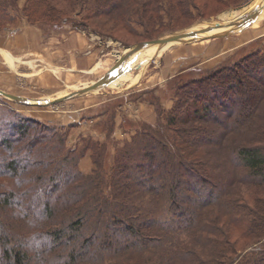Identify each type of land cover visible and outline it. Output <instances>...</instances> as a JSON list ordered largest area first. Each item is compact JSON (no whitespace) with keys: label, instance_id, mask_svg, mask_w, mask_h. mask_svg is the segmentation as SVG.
<instances>
[{"label":"trees","instance_id":"obj_1","mask_svg":"<svg viewBox=\"0 0 264 264\" xmlns=\"http://www.w3.org/2000/svg\"><path fill=\"white\" fill-rule=\"evenodd\" d=\"M198 2L0 0V32L19 17L87 29L102 16L150 40L161 9L182 21L208 17ZM172 80L173 106L153 100L157 122L118 146L115 104L100 106L103 138L72 147L68 129L0 98V264H264V36L231 62ZM214 150L227 158L225 175L205 158ZM87 152L88 173L78 166ZM235 187L244 191L234 197Z\"/></svg>","mask_w":264,"mask_h":264},{"label":"rangeland","instance_id":"obj_2","mask_svg":"<svg viewBox=\"0 0 264 264\" xmlns=\"http://www.w3.org/2000/svg\"><path fill=\"white\" fill-rule=\"evenodd\" d=\"M24 2L25 0H18V5L21 7ZM198 3L206 14H210L208 17L182 21L175 14V18H169L166 9H161L163 21L159 26L160 35L158 37L195 24L208 22V20L229 24L230 21L253 7L259 8L260 12L248 26L238 32L223 36L228 38L221 37L218 40L207 38L174 45L166 44L161 47V50L154 51L150 48L149 56L144 55L146 50L141 51L130 61L121 65L122 72L115 80L98 91L49 105L17 103L2 95L0 98L8 106L26 115L38 120H53L62 128L68 129L67 144L72 147L76 144L81 145V138L88 135L101 140L104 126L102 121L105 122L103 110L105 109H101L100 106L105 108L109 103L115 104V125L111 140L116 142L115 146L122 145L126 140H130L134 131L141 127L142 123L154 125L157 122L153 100L160 102L166 110L173 106V78L184 74L189 77L196 71L202 72L221 62H231L238 54H241L244 45L264 36V0H241L238 4L223 8L215 0H199ZM58 6L63 7L60 3ZM239 6L242 8L235 9ZM81 16V14H76L74 17L79 20ZM90 24L87 29L78 28L71 22L57 25L30 24L25 18L19 17L15 23L7 25L0 32L2 41L14 46L12 48L14 53L20 54L23 48L25 51L29 50V53L25 52L16 57L0 48L2 54H0V89L34 99L63 95L96 80L95 78L101 76L115 63L118 53L121 55L129 50L124 47L139 42V37L129 34L115 17H96ZM131 25L136 31L142 32V26L138 23L132 21ZM169 26L175 29L167 30ZM179 26L181 27L177 28ZM92 27L101 32H94ZM70 29L83 31L89 37L90 46L84 50L69 51L66 49L63 45ZM254 33H259V35L250 38ZM28 35L36 39L35 47L29 46L30 42L24 43V39L29 41ZM14 40L19 42V45H13ZM123 40L129 43L125 44ZM225 42L232 45L237 44L228 46L227 50L222 51ZM22 44L24 46L20 47ZM56 45L62 46L60 50H57ZM89 51L94 54L98 64L94 69L89 68L88 70L85 69L87 68L86 63L79 65V61L84 62L88 58ZM70 58L78 63L72 71L66 68L69 66ZM54 65L62 66L61 72H56ZM205 158L212 164V172L218 173L219 176L225 175L226 156L214 150L207 153ZM78 166L82 172L88 173L92 170L94 163L90 152L80 158ZM239 190L235 187L233 190L235 194L233 193L232 196L235 197L244 191L239 192ZM213 209L215 208L211 210ZM238 231L237 227L232 226L230 236L237 240L238 245H242L248 240L240 237Z\"/></svg>","mask_w":264,"mask_h":264},{"label":"water","instance_id":"obj_3","mask_svg":"<svg viewBox=\"0 0 264 264\" xmlns=\"http://www.w3.org/2000/svg\"><path fill=\"white\" fill-rule=\"evenodd\" d=\"M240 7L241 6L236 7L235 9L240 8ZM259 12H260V9L257 7H253L249 9V11L241 14L239 17H237L233 21H230L229 28L225 29L224 31H220L218 33L204 35L202 37L197 36L199 33L208 32L212 30L213 28L218 27V25L216 26L215 23H212V22L209 23L210 20H208L209 22L206 27H203L197 30L190 31L188 30L189 28L188 27L185 29L173 31L169 34H165L163 36H160L154 39L142 40L130 46L124 47V49H129V50L121 55H119L120 53H118V57L115 60V63L108 70H106L100 77H98L96 80L92 81L90 84L84 87H81L77 90L65 93L60 96H56L52 98H44V99L42 98L34 99V98L22 96V95L9 93L3 89H0V95L10 100H13L14 102H17V103L30 104V105H45V104L49 105V104H54L57 102L70 99V98H74V97H77L83 94L98 91L108 86L113 80H115L120 75V73L122 72L121 65L135 51H138L151 44H156L161 48L168 43H173L174 45L177 43H187V42H192L198 39L216 38V37H221V36H224L230 33H234L248 26L249 24H251L253 20L255 19V17L259 14ZM116 69L118 70L116 71Z\"/></svg>","mask_w":264,"mask_h":264},{"label":"crops","instance_id":"obj_4","mask_svg":"<svg viewBox=\"0 0 264 264\" xmlns=\"http://www.w3.org/2000/svg\"><path fill=\"white\" fill-rule=\"evenodd\" d=\"M261 18V17H260ZM68 26V25H67ZM66 26V27H67ZM69 27V26H68ZM238 32V31H237ZM68 35H67V37H66V39H65V44L63 45L66 49H69V51H72V50H78V49H81V50H84V49H87L89 46H90V41H89V37L83 32V31H81V30H74V29H70V32L69 33H67ZM236 34V33H235ZM257 35H259V33H254V35L253 36H251L250 38H252V37H255V36H257ZM222 38H228V37H223V36H221ZM221 37H216V38H212L211 40H218V38H221ZM234 38V37H233ZM24 39V38H23ZM27 39H29V41H27L26 39H24V43H28V42H30V44H29V46H32V47H35V42H36V39L35 38H33V36H30V35H28V38ZM57 40H58V38H57ZM59 41V40H58ZM10 42V41H9ZM23 43V44H24ZM12 44L14 45H16V44H18L19 45V42H17L16 40H14L13 42H12ZM21 44V43H20ZM20 45V47H23L24 45ZM237 43H235V44H230V43H227V42H225V44L223 45V47H222V51L223 50H227L228 49V46H235ZM14 46H10L9 44H8V42L6 43H4L3 41H2V38H1V35H0V48H2V49H5V50H7V51H9L12 55H14V56H16V57H19L20 55H23L25 52H28L29 53V50L28 51H25L24 50V48H23V50H22V52L20 53V54H17L16 52L14 53L13 51H12V48H13ZM60 47H62V46H57L56 45V48H57V50H60ZM229 47V48H230ZM58 53V52H57ZM1 54V53H0ZM2 55V54H1ZM59 55L57 54V57H58ZM87 56H88V58H86L85 60H84V62H82V61H79L80 63H79V65H83V63H86V65H85V67H87V68H85V69H88L89 70V68L90 69H94V67L98 64V62L95 60V56H94V54L91 52V51H89V53L87 54ZM11 60H12V58H11ZM32 61V60H31ZM76 65L78 66V63H77V61H75V60H73L72 58H70L69 59V66H67L66 68H67V70L68 71H72V70H74V67H76ZM53 68H54V70L56 71V72H61V70L63 69V67L62 66H53ZM10 69H12V68H10ZM17 69V68H16ZM12 70H14V69H12ZM15 71V70H14ZM100 77V76H99ZM98 78V77H97ZM97 78H95V79H97ZM135 81V80H134Z\"/></svg>","mask_w":264,"mask_h":264},{"label":"bare ground","instance_id":"obj_5","mask_svg":"<svg viewBox=\"0 0 264 264\" xmlns=\"http://www.w3.org/2000/svg\"><path fill=\"white\" fill-rule=\"evenodd\" d=\"M242 8V7H241ZM237 9H240V8H237ZM262 11V10H261ZM259 15V14H258ZM257 15V16H258ZM260 15H261V13H260ZM256 16V17H257ZM255 17V18H256ZM209 22V21H208ZM208 22H204V23H201V24H195L194 26H191V27H189L188 28V30H197V29H200V28H203V27H206L207 26V24H208ZM212 22V21H211ZM211 22H209V23H211ZM212 23H215L216 24V26L218 25V27H215V28H213L212 30H210V31H208V32H204V33H199L197 36L198 37H202V36H204V35H209V34H213V33H218V32H220V31H224L225 29H227V28H229V24H221V23H217V22H212ZM168 44H173V43H168ZM148 48V49H147ZM153 49L154 51H157V49H159V50H161V48L158 46V45H156V44H151V45H148V46H146V47H144V48H142V49H140V50H138V51H135L133 54H131L125 61H124V63H126V62H128V61H130L132 58H133V56H135L137 53H139V52H141V51H145L146 50V53H144V55H146V56H149V54H150V52H151V50H149V49ZM123 63V64H124ZM122 64V65H123ZM118 69H116V71H117ZM84 87V86H83ZM81 88V87H80ZM77 89H79V88H77ZM76 89V90H77ZM74 91V90H73ZM56 97V96H55ZM33 100V99H32Z\"/></svg>","mask_w":264,"mask_h":264}]
</instances>
